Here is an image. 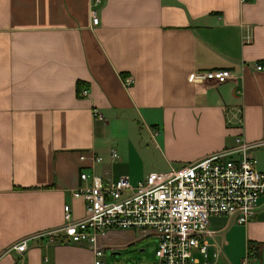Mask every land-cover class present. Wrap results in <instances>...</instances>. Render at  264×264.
<instances>
[{"label": "crops", "instance_id": "0c3cea01", "mask_svg": "<svg viewBox=\"0 0 264 264\" xmlns=\"http://www.w3.org/2000/svg\"><path fill=\"white\" fill-rule=\"evenodd\" d=\"M90 6L0 0V264H93L85 242L35 239L8 250L63 223L64 204L73 218L83 215L85 201L72 193L82 170L134 182L154 165L180 166L228 146L238 133L264 138V72L254 69L264 63V0H102L97 25ZM209 69L233 76L189 79ZM253 154L264 170V146ZM210 228L225 259L238 262L250 241L264 264V193L246 223L213 215ZM149 234L102 235L104 264H151L144 251L131 255Z\"/></svg>", "mask_w": 264, "mask_h": 264}, {"label": "built area", "instance_id": "2783aa9c", "mask_svg": "<svg viewBox=\"0 0 264 264\" xmlns=\"http://www.w3.org/2000/svg\"><path fill=\"white\" fill-rule=\"evenodd\" d=\"M101 2L91 0L93 25L98 24L96 7ZM254 69L264 72V63L254 64ZM232 76L229 69H209L194 71L189 79L220 83ZM130 82V77L123 79L125 85ZM87 94V87L79 90L80 96ZM93 114L101 118L95 107ZM238 122L241 126V116ZM261 146L264 138L249 141L238 133L228 146L177 167L149 171L134 182L127 175L103 179L93 170H82L81 183L72 193L84 199L83 215L73 218L70 205L64 204L63 223L25 237L8 250L22 252L28 241L35 239L85 242L92 250L93 264H104L100 237L109 231L130 229L156 237V258L151 264H262L257 260V243L250 241L238 262L225 259L223 243L210 228L213 215L246 223L255 213L264 193V170L257 167L253 149ZM110 156L117 157L114 149ZM102 158L93 155L94 161Z\"/></svg>", "mask_w": 264, "mask_h": 264}, {"label": "rangeland", "instance_id": "374dc122", "mask_svg": "<svg viewBox=\"0 0 264 264\" xmlns=\"http://www.w3.org/2000/svg\"><path fill=\"white\" fill-rule=\"evenodd\" d=\"M152 153H153L154 158L160 160L161 154L159 152L153 151ZM174 167H177V166L175 165ZM168 168L169 167L161 166L160 164L154 165V167H153V169H157V170H164V169H168ZM142 241H143V246L145 247V250L140 251L139 248H137V249H135V253H132L131 255L136 256V254H139L140 252L143 253V251H144L143 254L146 256L145 259L152 262L154 260V258H156L155 250H154V247L156 244V237L152 234H149V235L143 237ZM105 253H106V255H117V253L112 254V252L109 249H106Z\"/></svg>", "mask_w": 264, "mask_h": 264}, {"label": "trees", "instance_id": "16d2710c", "mask_svg": "<svg viewBox=\"0 0 264 264\" xmlns=\"http://www.w3.org/2000/svg\"><path fill=\"white\" fill-rule=\"evenodd\" d=\"M77 87H78V92H79V90H80L81 87H82L80 82L78 83V86H77Z\"/></svg>", "mask_w": 264, "mask_h": 264}]
</instances>
